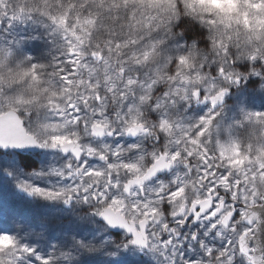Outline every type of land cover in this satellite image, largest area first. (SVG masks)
Returning a JSON list of instances; mask_svg holds the SVG:
<instances>
[{"label":"snow or ice","instance_id":"obj_1","mask_svg":"<svg viewBox=\"0 0 264 264\" xmlns=\"http://www.w3.org/2000/svg\"><path fill=\"white\" fill-rule=\"evenodd\" d=\"M0 26V264H264V0H0Z\"/></svg>","mask_w":264,"mask_h":264},{"label":"rangeland","instance_id":"obj_2","mask_svg":"<svg viewBox=\"0 0 264 264\" xmlns=\"http://www.w3.org/2000/svg\"><path fill=\"white\" fill-rule=\"evenodd\" d=\"M17 30L20 29L18 28ZM7 35L8 33L6 32H0V38H6ZM30 159L31 162L37 168L41 167L43 164L54 162L51 154L45 157L40 153V150L33 151V154L31 155ZM39 182L41 184H45V183L56 184L58 182V178L45 177ZM0 196H3L7 198L9 201H11V197L7 192H5L4 194H0ZM15 207H16V211L24 218V221L26 223L32 224L33 226H38L41 223L42 218L50 217L52 215L48 210V205L46 204L17 203ZM60 219L63 220V224L61 225V227H64L67 226V222L70 219V217L63 216L60 217ZM139 255L143 256V253H140ZM144 259L148 260L149 264H161L162 262V258H153L151 255L144 257Z\"/></svg>","mask_w":264,"mask_h":264},{"label":"clouds","instance_id":"obj_3","mask_svg":"<svg viewBox=\"0 0 264 264\" xmlns=\"http://www.w3.org/2000/svg\"><path fill=\"white\" fill-rule=\"evenodd\" d=\"M76 2L78 4L82 2L84 5L92 7L95 3H98V0H76ZM110 3H111V0H106V7L108 5H110ZM131 7H132V5H131V3H129V8H131ZM116 16L119 17L118 20L115 19ZM129 21H130V18H128V19L125 18V9L122 6L119 13H115V12L113 13V19L110 20L109 23L114 24L116 34H120L121 32H123V34L126 36V35H128V32H129V28H128ZM185 30L186 29L183 27H178V28H176L175 31L177 33H179L181 31H185ZM195 30L199 31V28L197 27ZM159 35L162 37L163 33H160ZM156 36H157V34L155 32H153L151 34L143 33L139 37V39L142 42V44H145V43H149L150 40L152 38H155ZM234 51H235V49H234Z\"/></svg>","mask_w":264,"mask_h":264},{"label":"water","instance_id":"obj_4","mask_svg":"<svg viewBox=\"0 0 264 264\" xmlns=\"http://www.w3.org/2000/svg\"><path fill=\"white\" fill-rule=\"evenodd\" d=\"M38 150V149H37ZM37 150H33V151H37Z\"/></svg>","mask_w":264,"mask_h":264},{"label":"bare ground","instance_id":"obj_5","mask_svg":"<svg viewBox=\"0 0 264 264\" xmlns=\"http://www.w3.org/2000/svg\"><path fill=\"white\" fill-rule=\"evenodd\" d=\"M41 209V208H40ZM42 211V210H41Z\"/></svg>","mask_w":264,"mask_h":264},{"label":"trees","instance_id":"obj_6","mask_svg":"<svg viewBox=\"0 0 264 264\" xmlns=\"http://www.w3.org/2000/svg\"><path fill=\"white\" fill-rule=\"evenodd\" d=\"M31 160V159H30Z\"/></svg>","mask_w":264,"mask_h":264}]
</instances>
